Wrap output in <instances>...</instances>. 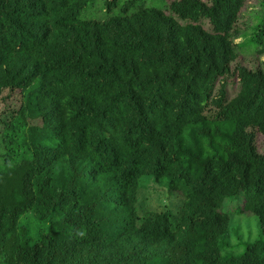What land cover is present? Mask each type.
Wrapping results in <instances>:
<instances>
[{
  "label": "trees",
  "instance_id": "obj_1",
  "mask_svg": "<svg viewBox=\"0 0 264 264\" xmlns=\"http://www.w3.org/2000/svg\"><path fill=\"white\" fill-rule=\"evenodd\" d=\"M246 1L96 19L94 0H0V264H264V239L221 254L229 200L264 235V0L250 23ZM145 175L179 213L140 212Z\"/></svg>",
  "mask_w": 264,
  "mask_h": 264
},
{
  "label": "rangeland",
  "instance_id": "obj_2",
  "mask_svg": "<svg viewBox=\"0 0 264 264\" xmlns=\"http://www.w3.org/2000/svg\"><path fill=\"white\" fill-rule=\"evenodd\" d=\"M103 1L104 0H94V4H92V7L90 8L91 10H87V14H93L91 16H94L96 19L105 16V12L100 8ZM165 1L169 3L172 0ZM150 2L151 0H148V3ZM153 4L159 5L161 2L160 0H154ZM259 8V0H247L241 10V20L247 19L250 23L253 20L252 17L255 11ZM83 16L89 17L84 13ZM242 40L243 39L239 37L236 42ZM251 57L253 59V56H250V54L247 53L245 55V58L247 59L243 60L250 65L251 61L248 60ZM260 59L264 60V55L261 56ZM231 79L235 80L236 77L232 76ZM2 126L3 124L0 121V129ZM256 142L260 151L264 152V135L257 133ZM183 198L184 195L182 191L171 189L168 183L163 179L157 181L152 175H145L142 177L140 183L137 206L141 213L144 212V210L162 211L166 208L171 209L170 211L172 212H176L181 208ZM238 206H240V204L236 201V198L224 203V211H227L230 216V229L221 239L222 243H226V247L221 251L223 256L230 253L239 254L248 242L264 239L258 217L249 210H244L243 212L238 213L236 210L239 208ZM27 215L29 214L27 213L22 217L20 223L25 222V224L29 225L30 232L35 236L45 232L46 222L41 220L38 212H30V216L26 218ZM228 243H230V246Z\"/></svg>",
  "mask_w": 264,
  "mask_h": 264
},
{
  "label": "clouds",
  "instance_id": "obj_3",
  "mask_svg": "<svg viewBox=\"0 0 264 264\" xmlns=\"http://www.w3.org/2000/svg\"><path fill=\"white\" fill-rule=\"evenodd\" d=\"M178 191H181V190L178 189ZM182 193H183V192H182ZM183 195H184V193H183ZM184 201H185V195H184V198H183L182 205H183ZM137 202H138V201H137ZM165 210H171V209H167V208H166V209H164V210H162V211H165ZM162 211H156V212H162ZM171 212H172V211H171ZM172 213H175V214H176V213H179V210L176 211V212H172Z\"/></svg>",
  "mask_w": 264,
  "mask_h": 264
}]
</instances>
